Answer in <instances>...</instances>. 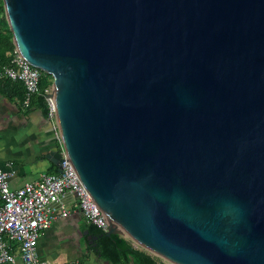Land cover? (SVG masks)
I'll list each match as a JSON object with an SVG mask.
<instances>
[{"label":"water","instance_id":"obj_1","mask_svg":"<svg viewBox=\"0 0 264 264\" xmlns=\"http://www.w3.org/2000/svg\"><path fill=\"white\" fill-rule=\"evenodd\" d=\"M3 4L106 236L172 264H264V0Z\"/></svg>","mask_w":264,"mask_h":264},{"label":"built area","instance_id":"obj_2","mask_svg":"<svg viewBox=\"0 0 264 264\" xmlns=\"http://www.w3.org/2000/svg\"><path fill=\"white\" fill-rule=\"evenodd\" d=\"M42 72L30 65L14 47L8 64L2 67L0 76L20 82L24 88L23 104L29 108L34 96L39 94ZM47 118L56 128V139L62 144L57 123L56 101L53 88L44 91ZM57 174H44L40 180L26 183L11 190L9 181L15 176L12 164L0 166V264H45L38 254L37 244L41 234L47 231L56 216L66 217L63 200L71 194L79 211L87 222L107 232L106 217L82 184L63 145ZM166 260L160 264H172Z\"/></svg>","mask_w":264,"mask_h":264},{"label":"crops","instance_id":"obj_3","mask_svg":"<svg viewBox=\"0 0 264 264\" xmlns=\"http://www.w3.org/2000/svg\"><path fill=\"white\" fill-rule=\"evenodd\" d=\"M4 79L7 78L0 76V166L12 164L15 176L9 187L17 190L40 180L44 174L59 172L48 156L60 152L62 144L56 139L53 123L40 108L35 104L25 107L15 89L3 85ZM63 205L68 215L56 216L38 239L40 259L48 264H111L92 250L88 229L93 225L83 217L75 198L66 194ZM17 264H21L18 258Z\"/></svg>","mask_w":264,"mask_h":264},{"label":"trees","instance_id":"obj_4","mask_svg":"<svg viewBox=\"0 0 264 264\" xmlns=\"http://www.w3.org/2000/svg\"><path fill=\"white\" fill-rule=\"evenodd\" d=\"M14 49L12 34L9 30L6 18L3 0H0V72L3 66L8 64L10 54ZM9 85L14 88L16 95L21 102L24 97V89L18 82L4 79L3 85ZM52 85L51 76L42 72L39 83V94L34 96L30 106L35 104L40 108L43 114H47V106L44 99V91ZM89 232L97 237L91 248L101 259L109 261L111 264H160L156 258L144 250L135 248L131 243L120 235L106 236V233L94 226H89Z\"/></svg>","mask_w":264,"mask_h":264},{"label":"rangeland","instance_id":"obj_5","mask_svg":"<svg viewBox=\"0 0 264 264\" xmlns=\"http://www.w3.org/2000/svg\"><path fill=\"white\" fill-rule=\"evenodd\" d=\"M11 189V188H10ZM122 237L124 239H126L129 243H131L133 246H135L137 249H141V250H144L143 248H141L140 246H138L136 243H134L130 238H128L126 235H122ZM146 251V250H144ZM147 252V251H146ZM149 254H151L154 258H156V260L159 262V261H162L164 260L163 258L159 257V256H156L154 255L153 253H150V252H147ZM166 262V261H165ZM45 264H48V263H45Z\"/></svg>","mask_w":264,"mask_h":264}]
</instances>
